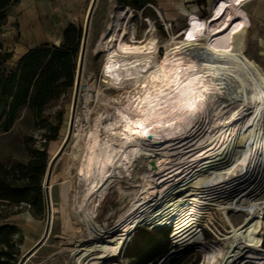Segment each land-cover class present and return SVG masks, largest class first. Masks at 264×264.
Wrapping results in <instances>:
<instances>
[{
	"label": "bare ground",
	"instance_id": "1",
	"mask_svg": "<svg viewBox=\"0 0 264 264\" xmlns=\"http://www.w3.org/2000/svg\"><path fill=\"white\" fill-rule=\"evenodd\" d=\"M221 2L230 6L214 20ZM245 2L220 0L206 18H191L180 31L184 39L172 37L161 44L146 34L141 43H128V28L121 27V21L130 12L113 4L93 47L105 51L101 72L108 85L122 87L124 92L111 99L112 112L101 110L89 122L95 90L92 84L84 82V86L81 77L84 101L80 112L74 111L73 116L70 112L69 117L73 123L70 145L78 162L74 178L80 189L74 196L69 187L68 202L74 229L76 224L83 228L75 229L74 238L80 243L70 250L71 264H120L113 258L139 226H171L173 247L147 264H169L191 248L203 253L201 264H264L260 235L264 198L252 199L264 188V70L238 53L223 27ZM193 21L203 22L204 29L193 27ZM218 26L223 30L216 31ZM189 31L194 39H187ZM200 39L205 42L203 48L196 47ZM162 47L165 53L157 58ZM132 61L142 68L150 61L151 67L138 74L130 67ZM189 65L195 73H184ZM108 66H112L111 74ZM177 88L186 95L175 93ZM162 91L170 99L161 96ZM145 96L156 111L148 108ZM158 97L166 104L161 105ZM121 114L134 124H125ZM136 123L144 125L147 136L137 134L142 129ZM129 181L133 192L119 188L120 182ZM109 188L125 196L120 206L123 215L97 231L88 214ZM209 209L219 211L228 227L223 236L215 229L212 240L200 233L213 223ZM229 210L242 212L243 217L234 223Z\"/></svg>",
	"mask_w": 264,
	"mask_h": 264
},
{
	"label": "rangeland",
	"instance_id": "2",
	"mask_svg": "<svg viewBox=\"0 0 264 264\" xmlns=\"http://www.w3.org/2000/svg\"><path fill=\"white\" fill-rule=\"evenodd\" d=\"M219 1L220 0H154V4L151 5L152 9H146L145 12H142V9H132L127 5L118 4L116 0H97L90 19L86 52L82 68L80 69V78L83 77V83L92 84L95 90L93 92L95 100H92L90 103L92 110L89 122H92V119L101 110H108L112 112L113 100L111 99L118 97L122 92H124L122 87L113 86V88L112 85H108L109 82L107 78L101 72V65L104 59L105 51H95L93 47L95 41L100 36L101 31L106 25L110 10L115 8L113 4H115V6H124L130 12L129 17L121 21V27L127 26L128 28V33L125 38L128 43H141L146 34L148 36H154L161 44L166 39H171L172 37L176 40L184 39V36L181 35L180 31L189 23L191 18H206L209 15L210 10ZM257 3H259V1ZM159 4L169 6H167L168 8H165L167 10L163 11ZM10 9L13 10V15L15 16H19L21 12L24 11L23 8L21 10L15 8V11L12 7H10L9 10ZM252 9V1L246 0V2L233 16L230 24L225 30V33L238 49V53L251 62L259 65L261 69L264 70V24H262L256 16L250 13ZM158 11L162 14L163 18H161ZM86 14L84 15L83 21L80 25L82 30ZM261 14L262 17H264V10H262ZM39 18L42 26L45 28L49 20V16L42 14ZM148 20L151 21V25L148 23ZM240 24H243V27H240L238 31L235 30V27H238ZM9 25V27H1L0 40L2 41V37L4 35L10 34L15 42H22L23 36L21 35L22 32L17 23V19H14ZM56 25L54 27L53 34H55L57 29ZM47 29L51 30L49 25ZM27 40L28 42L31 41L30 39ZM32 42L33 41L30 43ZM195 44L196 47L203 48L205 42L203 39H200L197 40ZM164 53L165 48H159L157 58H160L161 56L163 57ZM77 60L78 54L76 58V67ZM4 69H11L10 65H5ZM75 76L76 68L74 81ZM128 89L130 88H127V90ZM73 95L74 82L72 87L58 100L55 105L43 111L42 117L37 121L39 125H42L46 121L54 122L58 116L61 117V125L58 130L57 138L49 141L47 144L48 159L46 169L41 180V211L35 212L32 204H16L0 200V224L6 222L5 219L9 215L26 212L30 213L34 219L40 221L36 222V224H39L43 234L47 219V202L44 188L46 170L49 159L60 146L68 130ZM83 99L81 96L77 97L76 105L72 110L73 113L74 111L77 113L80 112L84 101ZM22 111L23 110L19 111L18 116L22 115L23 117L21 119L17 118L14 121L9 129L10 131L0 134V162L6 165H11L16 161H26L28 154L23 145L25 136L28 135L32 138L31 145L36 148H40L41 144L44 142L43 134L46 131V128H36L33 124V119L29 116L27 111ZM71 139L72 138L70 137L63 153L56 160L49 178L51 186L48 188L50 202V224L48 233L40 246H38L29 256L26 257L23 264H71L70 250L77 243H80L74 238L76 236L75 229L82 231L83 228L81 225L76 224L74 229L73 215L68 202L69 187L72 195L74 196L77 195L76 193H78V190L80 189L78 180H75L74 178V169L78 165V162L74 159L72 154V146L70 145ZM119 188L128 191V193L135 190L134 184L131 181H129L128 184L120 182ZM261 198H264V188L256 193L252 199L256 200ZM72 201L73 200H71V202ZM124 203L125 196L118 195L114 188H109L97 208L90 210V213L88 214V221L94 225L97 231H102L103 223L112 225L115 220H119V218L123 215L120 214V212H122L120 210V206ZM209 212L213 219V223L209 226L210 230L213 232L217 229L220 236H223L228 227L223 225L219 211H214L211 214V209H209ZM228 212L234 223L239 222L243 217L242 212L236 210H229ZM4 216L7 217L3 218ZM262 220H264V213H262ZM20 230L22 232L21 228ZM170 231V226L158 227L154 229H150L146 226H139L130 234L118 256L113 259L118 261L120 264H147L160 256L159 255L149 261L154 253L163 249H166L165 253H167L173 247L170 239ZM143 234H148L150 236L151 240L148 244H144L141 241L139 242V239L143 236ZM166 234L167 237L164 240V235ZM203 234L207 240L214 239V234L208 230L203 231ZM260 235L262 236V240H264V227L260 230ZM34 244H24V242H22L21 245H18L16 247L19 249V254L17 255L18 260L21 258L22 254H24ZM203 258L204 256L201 251L191 248L173 258L169 264H201Z\"/></svg>",
	"mask_w": 264,
	"mask_h": 264
},
{
	"label": "trees",
	"instance_id": "3",
	"mask_svg": "<svg viewBox=\"0 0 264 264\" xmlns=\"http://www.w3.org/2000/svg\"><path fill=\"white\" fill-rule=\"evenodd\" d=\"M20 0H0V29L6 21L8 9ZM132 9H152L154 0H116ZM58 44L40 43L30 47L19 59L16 66L5 70L4 64L12 52L0 42V134L8 131L18 118L20 110H26L36 128H46L44 142L40 148L31 145L32 138L25 136L24 148L28 154L26 161H16L11 165L0 162V200L11 203H28L35 212L42 208L41 180L48 154L47 144L57 138L61 117L54 122H37L44 110L55 105L72 87L76 58L81 43L82 27L69 24L62 33ZM4 216L3 218H6ZM167 234L164 235V240ZM151 238L143 234L139 242L148 244ZM23 242L20 228L10 222L0 224V264H17L19 249ZM264 245V240H262ZM166 252L154 253L149 261Z\"/></svg>",
	"mask_w": 264,
	"mask_h": 264
},
{
	"label": "crops",
	"instance_id": "4",
	"mask_svg": "<svg viewBox=\"0 0 264 264\" xmlns=\"http://www.w3.org/2000/svg\"><path fill=\"white\" fill-rule=\"evenodd\" d=\"M91 1L92 0H20L11 5L10 7L14 8V11L15 8L20 10L23 8L24 11H22L19 16H15L13 15V10L8 9L6 21L3 26L9 27V24L14 19H17V23L23 37L22 42L20 43L15 42L10 34L4 35L2 37V41L0 40L3 47L12 52L11 58L6 61L4 66L8 64L10 65V68L15 67L19 57H21L30 47L44 42L49 44H58L62 40V33L67 25H81ZM251 1L253 9L249 12L256 16L262 24H264V17H262L261 14L262 10H264V1ZM258 1L259 3H257ZM159 6L163 11H165L167 10L165 8H168L167 6L169 5L166 6L165 4H159ZM42 14L49 16V20L46 25L47 27L45 26V28L42 26L39 18ZM48 25L51 30L47 29ZM55 25L57 29L55 34H53ZM27 39H30L33 42L30 43L31 41L28 42ZM22 117L23 116L20 115L18 116V119H21ZM9 131L10 130L4 133ZM5 220L18 225V227L22 229L21 233L23 235L24 244L36 243L42 234V229L39 224H36V222L40 221L34 219L30 213L22 212L19 214H12Z\"/></svg>",
	"mask_w": 264,
	"mask_h": 264
},
{
	"label": "water",
	"instance_id": "5",
	"mask_svg": "<svg viewBox=\"0 0 264 264\" xmlns=\"http://www.w3.org/2000/svg\"><path fill=\"white\" fill-rule=\"evenodd\" d=\"M96 1L97 0L91 1V4H90L88 11H87V14H86V19H85V23L83 26V30H82L81 43H80V47H79L77 67H76V76H75V81H74V95H73V99H72V109L76 105L77 92H78L79 80H80V69L82 68V64H83V59H84L85 49H86V42L88 39L90 19H91L92 12L94 10ZM71 115L72 116L74 115L72 110H71ZM72 129H73V123H72V120L70 118L66 135L63 138L60 146L54 152V154L51 156V158L49 159V162H48V167L46 170V175H45V180H44L45 196H46V202H47V217H46L47 219H46L44 232H43L42 236L38 239V241L33 246H31L24 254H22V256L18 260L17 264H22L23 261L26 259V257L29 256L38 246H40V244L46 238V235H47L48 230H49V224H50V202H49V195H48L49 178H50V175L52 173V168H53L56 160L63 153L64 149L66 148V146L70 140Z\"/></svg>",
	"mask_w": 264,
	"mask_h": 264
},
{
	"label": "snow or ice",
	"instance_id": "6",
	"mask_svg": "<svg viewBox=\"0 0 264 264\" xmlns=\"http://www.w3.org/2000/svg\"><path fill=\"white\" fill-rule=\"evenodd\" d=\"M230 3L239 4V3H241V0H230ZM228 6H230V5L229 4H225L223 2L219 3L218 6H217V10L214 13L213 19L214 20L217 19L221 15V13L225 9V7H228ZM226 20H231V17L230 16H226ZM193 27H196L198 30L202 31L204 29V27H205V24L203 22L193 21ZM223 27L227 28L228 24L224 23ZM240 27H243V24H240L238 27H235V30L238 31ZM222 30H223V28H221L219 26L216 28V31H222ZM187 39H189V40L194 39L192 31H189L187 33ZM124 51L128 52L129 50L128 49H124ZM135 51H139V49H137ZM115 67L119 68L120 65L117 64V65H115ZM130 67L132 69H135L136 72L139 74V73H142V72H147L148 67H151V62L150 61L146 62L145 67L142 68V67L139 66V62L138 61H132V62H130ZM106 71H107L108 74H111L112 66H108ZM183 71H184V73H188V72L195 73L196 69H195V67L189 65L188 67L183 69ZM126 75L129 78H132V74L130 72H127ZM114 78L117 80V82H119V79H120L119 76H116ZM194 79L199 80V77L196 76V77H194ZM189 83H191V82H189ZM145 87L147 88L148 85H145ZM185 87H187V86H185ZM173 91L175 93H178L180 96L186 95V92L184 90L180 89V88L174 89ZM160 95L161 96H165L167 99H170V97H168L167 94L164 93L163 91L160 93ZM157 100H158V102L161 105H165L166 104V101L165 100H160L159 97L157 98ZM145 103L148 104V108H150L152 111H156L155 106L151 103L150 98L148 96H145ZM121 118L125 122V124H127V125H133L134 124V120L129 119V117L127 115L121 114ZM161 126H169V125H161ZM135 127H137L138 129H142L141 132L137 133L138 135H143V136H147L148 135V130L144 128L143 124L136 123Z\"/></svg>",
	"mask_w": 264,
	"mask_h": 264
},
{
	"label": "built area",
	"instance_id": "7",
	"mask_svg": "<svg viewBox=\"0 0 264 264\" xmlns=\"http://www.w3.org/2000/svg\"><path fill=\"white\" fill-rule=\"evenodd\" d=\"M83 84H84V83H83ZM84 86H85V84H84ZM84 94H85V89L80 90V87H79V88H78V92H77V97L81 96L82 99H83ZM214 211H216V210L211 209V214H212ZM162 227H164V226H162ZM170 227H171V226H170ZM205 230H208V231H210L211 233H213V232L210 230L209 227L202 228V229L200 230V233H201L202 237H204L203 231H205ZM170 239H171V237H170ZM171 243H172V242H171Z\"/></svg>",
	"mask_w": 264,
	"mask_h": 264
}]
</instances>
